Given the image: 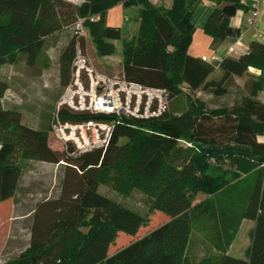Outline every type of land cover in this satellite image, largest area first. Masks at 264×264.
Returning <instances> with one entry per match:
<instances>
[{
    "label": "trees",
    "instance_id": "obj_1",
    "mask_svg": "<svg viewBox=\"0 0 264 264\" xmlns=\"http://www.w3.org/2000/svg\"><path fill=\"white\" fill-rule=\"evenodd\" d=\"M212 1L216 6L205 32L216 49L228 37L230 15L249 8L242 0ZM121 2L139 6L140 25L131 37L124 27L107 23L109 9ZM201 2L173 0L164 8L151 0H84L80 5L67 0H0V67L16 62L20 53L29 63L36 62L48 36L86 18L85 28L99 55L112 56L115 41L124 42L123 77L166 88L170 102L181 95L188 101L187 107L167 109L157 118H123L115 123L106 147L75 154L70 146L65 151L76 163H63L51 149L47 131L25 125L20 110L4 107L9 85L0 76V214L2 208L8 211L17 192L20 159L64 165L59 196L32 210L29 247L5 264H211L209 258L186 261L193 224L200 216L214 221L213 241L223 252L243 219L254 220L248 261L235 263L225 255L220 264H264V140H258L264 136V101L259 98L264 92V41L252 40L239 57L226 55L210 62L192 56V19ZM76 40L74 34L60 55L64 87L71 79ZM81 41L84 44V35ZM217 69L221 74L214 76ZM243 76L249 78L250 93L232 107L210 109L205 100L194 98L201 91L225 95ZM61 116L75 121L103 117L66 109ZM182 138L192 146L181 145ZM103 183H112L125 195L136 189L145 193L149 213L104 195L99 191ZM199 194L207 196L198 200ZM155 212H163L166 220L111 249L118 235L124 236L120 232L134 237L149 226Z\"/></svg>",
    "mask_w": 264,
    "mask_h": 264
},
{
    "label": "rangeland",
    "instance_id": "obj_2",
    "mask_svg": "<svg viewBox=\"0 0 264 264\" xmlns=\"http://www.w3.org/2000/svg\"><path fill=\"white\" fill-rule=\"evenodd\" d=\"M63 7L65 9L69 8L67 5H63ZM134 15L131 12L129 17L131 18ZM124 30L130 37L137 34L138 27L135 20L129 19ZM74 34L73 25L65 26L46 38L45 46L36 62L29 63L27 57L20 53L21 56L16 59V62L2 64L0 76L9 85L3 99L4 107L20 110L22 112V121L25 125L47 131L49 135L47 141L59 160H64L63 163L68 161L75 164L74 160L68 158L64 146L52 135V122L56 103L65 89L60 83V55ZM123 43L122 40L115 41L116 52L112 56L99 55L88 29L85 28L84 44L86 53L94 66L106 74L123 77ZM51 49L53 57H50L47 53V50ZM214 61V59L211 60V62ZM220 74V70L217 69L214 76H219ZM236 79L239 85L232 86L230 92L225 95L201 91L196 93L194 98L198 97L205 100L210 109L223 106L232 107L233 104L250 93L246 85L249 78L243 76ZM260 97L264 101V92L260 93ZM180 106L181 108L188 106L186 95L174 98L170 102L168 109L172 112L174 109H180ZM222 122L223 120H218V123ZM182 139L189 142L184 138ZM125 140L122 139L121 142ZM258 140L263 141L264 136H258ZM180 144L184 147L188 146L182 141ZM63 163L62 161L58 164L31 159L19 160L22 175L17 192L10 199V203H8V211L5 212L6 209L2 208L4 214H0H3L0 217V264L13 260L29 247L31 226L33 224L32 210L39 202L59 196L64 174ZM99 191L114 201L142 214L149 213L150 198L140 190L136 189L130 195H125L116 191L112 183H103L100 185ZM203 195H199L198 200ZM197 212L196 209L192 211L193 216ZM161 213L162 215H159L161 218H159L158 213L155 212L149 226L142 228L134 237L133 235L120 232L124 236L120 238L118 235L111 249H116L117 245L118 248L125 246L136 238L150 232L154 227L166 220V217H162L164 213ZM157 218L159 220L157 224H154ZM214 224V221H211L207 216H200L195 219L192 230L193 235L186 250V261L188 263H198L205 258H209L211 264H220L224 256L227 255L233 260L232 262L238 263L240 260L246 263L248 261L247 256L251 245L253 228L249 226L239 228L234 240L230 243L226 252H223L216 247L213 241Z\"/></svg>",
    "mask_w": 264,
    "mask_h": 264
},
{
    "label": "built area",
    "instance_id": "obj_3",
    "mask_svg": "<svg viewBox=\"0 0 264 264\" xmlns=\"http://www.w3.org/2000/svg\"><path fill=\"white\" fill-rule=\"evenodd\" d=\"M97 18L99 17L92 16L90 19ZM85 21L86 18H79L73 24L77 40L71 79L56 103L52 122L53 137L67 150L73 146L75 154L106 147L112 139L115 123L123 118L160 117L168 109L171 100L166 88L148 86L99 71L81 41V37L85 35ZM252 21L253 19L249 20ZM64 109L81 115L87 112L103 117L63 120L61 113ZM180 141L192 146V143L183 139Z\"/></svg>",
    "mask_w": 264,
    "mask_h": 264
},
{
    "label": "crops",
    "instance_id": "obj_4",
    "mask_svg": "<svg viewBox=\"0 0 264 264\" xmlns=\"http://www.w3.org/2000/svg\"><path fill=\"white\" fill-rule=\"evenodd\" d=\"M74 4L80 5L84 0H67ZM157 6L171 7L173 0H151ZM248 10L237 9L230 15V27L227 39L221 43L216 49L212 47V37L205 32L206 23L215 8V3L212 0H202L197 6L192 22L195 26L193 41L189 47V53L195 57H201L210 61L221 60L224 56L239 57L249 49L252 40L264 41V0H242ZM135 15L131 18L130 13ZM255 13H257L255 15ZM107 23L115 27H125L129 19L135 20L137 27L140 25L139 6L132 5L124 6V3H119L109 9L107 13ZM253 19L252 22H249ZM231 49H233L231 51ZM50 57H53L52 49L47 50ZM252 72L260 73L255 68L250 69ZM259 98L260 94H259ZM201 195V194H199ZM207 195L201 196L202 199ZM256 222L252 219H243L240 228L249 226L255 229ZM193 231L190 236L192 238ZM189 240V243H190ZM189 245V244H187Z\"/></svg>",
    "mask_w": 264,
    "mask_h": 264
}]
</instances>
